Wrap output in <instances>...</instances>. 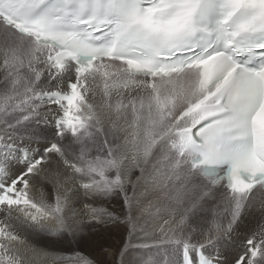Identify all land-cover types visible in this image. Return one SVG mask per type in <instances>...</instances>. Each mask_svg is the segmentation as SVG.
<instances>
[{
	"label": "snow or ice",
	"instance_id": "snow-or-ice-1",
	"mask_svg": "<svg viewBox=\"0 0 264 264\" xmlns=\"http://www.w3.org/2000/svg\"><path fill=\"white\" fill-rule=\"evenodd\" d=\"M258 194L264 0H0V264H95L30 241L82 217L126 226L112 264H221Z\"/></svg>",
	"mask_w": 264,
	"mask_h": 264
},
{
	"label": "bare ground",
	"instance_id": "bare-ground-1",
	"mask_svg": "<svg viewBox=\"0 0 264 264\" xmlns=\"http://www.w3.org/2000/svg\"><path fill=\"white\" fill-rule=\"evenodd\" d=\"M35 131L37 132L38 135H42V136L46 135V130L42 127H37ZM253 204L256 206L255 209L252 210L251 208V210H248L246 212L244 219L238 225L239 227L254 228L256 223L260 221L262 218H264V207H262V200L259 194ZM111 205H113L115 208L118 209L120 206L119 199L113 200L109 204V207ZM123 226L124 225H121V224H96L94 222H89L87 217H82L81 222L78 225L80 230L76 233V236L74 238L69 237L68 239H65V240H57L54 238L37 236V237H30V241L33 243H36L41 248H46L49 250L66 251V250L76 249L82 252V250L80 249V247H78L76 243V241L78 240L77 238H79L83 241V243L85 244L83 246L87 248V251H88L89 250L88 248V233L89 232L88 231L91 229H96L95 233L93 234L90 233L91 234L89 237L90 238V242H89L90 249L91 250L95 249L97 246L99 249L106 248L107 251L111 253L110 254L111 257L109 258H111L112 259L111 261H113L114 254L116 253L117 249L121 247V244L123 242L121 240V233H120V231L123 233V230H126ZM101 235L106 238H104V240H101L99 238ZM246 235H250V233L248 234L246 233ZM242 236H243L242 232L240 235L234 234L233 236H231V239L227 240L226 243L222 247L217 248V249H211L213 256L218 258L221 261V264H231L233 256H235L240 251V248L237 247V244L241 243L242 238H243ZM228 247L234 248V251H229ZM178 253L180 254L181 252L179 250H175L174 257H177Z\"/></svg>",
	"mask_w": 264,
	"mask_h": 264
},
{
	"label": "rangeland",
	"instance_id": "rangeland-1",
	"mask_svg": "<svg viewBox=\"0 0 264 264\" xmlns=\"http://www.w3.org/2000/svg\"><path fill=\"white\" fill-rule=\"evenodd\" d=\"M43 128V127H42ZM42 136V135H41ZM119 208L121 207V201L119 200ZM110 207H112V208H114L115 210H116V213L117 214H120V209L118 208H115L113 205H111ZM255 205L254 204H252L250 207H249V209L248 210H251V208H252V210H254L255 209ZM119 211V212H118ZM121 225H123V224H121ZM125 229H126V226L124 225L123 226ZM251 229L252 228H241V227H237V230L232 234V236L234 235V234H238V235H240L241 234V232L243 233V238H242V241L248 236V235H246V233L248 234V233H250L251 232ZM95 230L96 229H91V230H89L88 232V248H89V250L87 251V248H85L83 245H85L84 243H83V241L81 240V239H79V238H77L78 240L76 241V243H77V245H78V247H80V249L82 250V252L83 253H85V254H87V255H89L90 257H92V259L95 261V264H112V262L113 261H111L112 259L111 258H109V257H111V253L109 252V251H107V249L106 248H103V249H99L98 248V246L95 248V249H90V233H95ZM91 231V232H90ZM244 231V232H243ZM249 231V232H248ZM120 233H121V240L122 241H125L126 240V238H127V231L126 230H123V233L120 231ZM105 235V234H104ZM106 236V235H105ZM111 236V235H110ZM112 237V236H111ZM125 237V238H124ZM101 240H104V238H106V237H103L102 235L99 237ZM125 239V240H124ZM242 241H241V243H242ZM133 243H135V242H133ZM241 243H239V244H237V247L238 248H240V245H241ZM228 249H229V251H234V248H232V247H228ZM105 251V252H104ZM142 251H145V250H143V249H141L139 252L138 251H133L132 252V257L134 258V257H137L139 254H140V252H142ZM174 251L175 250H173L172 252H171V256H170V259L174 262V264H180V262H181V260H182V253H178L177 255V257H174ZM92 253V254H91ZM101 253V254H100ZM94 254V255H93ZM108 255V257H107V255ZM95 258V259H94ZM109 258V259H108ZM223 258H224V256H223ZM108 260V261H107ZM111 262H110V261ZM110 262V263H109Z\"/></svg>",
	"mask_w": 264,
	"mask_h": 264
}]
</instances>
